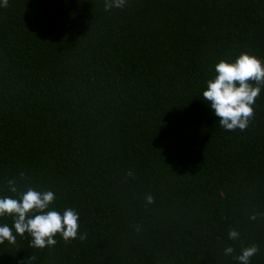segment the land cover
<instances>
[{"label": "trees", "instance_id": "1", "mask_svg": "<svg viewBox=\"0 0 264 264\" xmlns=\"http://www.w3.org/2000/svg\"><path fill=\"white\" fill-rule=\"evenodd\" d=\"M104 5L0 7V197L51 190L86 233L41 249L13 228L0 264H240L253 244L264 264V87L243 131L202 95L220 59L264 62V0Z\"/></svg>", "mask_w": 264, "mask_h": 264}, {"label": "clouds", "instance_id": "2", "mask_svg": "<svg viewBox=\"0 0 264 264\" xmlns=\"http://www.w3.org/2000/svg\"><path fill=\"white\" fill-rule=\"evenodd\" d=\"M9 0H0V7H8ZM126 0H105V11L112 8H122ZM216 75L206 81L207 87L203 91V100L210 104L214 114L219 118V126L228 131H241L248 127L254 116L253 105L264 87V62L247 52H241L233 62L220 59L215 64ZM131 175V172L128 173ZM23 178L24 173H20ZM9 190L17 193V198L11 196L0 197V217L8 215L13 219L12 227L0 225V244L5 240L15 243L16 235L27 233L31 237L30 246L45 248L56 244L55 236L60 234L67 242L70 239L86 238V233H79V213L72 207H67L61 213L50 206L55 200V193L51 190L37 191L28 187L19 192L14 180H8ZM146 203H154L152 195L146 196ZM254 213L250 219L257 218ZM229 238L236 240L239 233L235 229L229 230ZM234 249L226 247L225 255L232 254ZM259 248L253 244L241 249L236 257L240 264H250ZM34 257H30L28 264Z\"/></svg>", "mask_w": 264, "mask_h": 264}]
</instances>
